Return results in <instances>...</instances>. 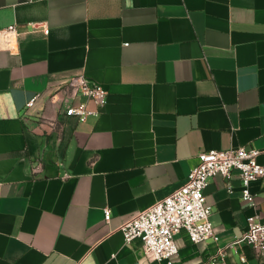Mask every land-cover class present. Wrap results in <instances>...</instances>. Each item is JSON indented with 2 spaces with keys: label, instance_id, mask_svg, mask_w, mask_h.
I'll list each match as a JSON object with an SVG mask.
<instances>
[{
  "label": "crops",
  "instance_id": "1",
  "mask_svg": "<svg viewBox=\"0 0 264 264\" xmlns=\"http://www.w3.org/2000/svg\"><path fill=\"white\" fill-rule=\"evenodd\" d=\"M42 22L49 27H33ZM0 264H170L125 242V221L184 184L208 149L264 164V0H0ZM86 75L107 103L69 105ZM37 95L33 106L29 99ZM209 179L215 237L182 229L172 264H264L240 237L253 209L235 174ZM264 221V177L252 183ZM111 219H105V209ZM246 258V261L242 260Z\"/></svg>",
  "mask_w": 264,
  "mask_h": 264
},
{
  "label": "built area",
  "instance_id": "2",
  "mask_svg": "<svg viewBox=\"0 0 264 264\" xmlns=\"http://www.w3.org/2000/svg\"><path fill=\"white\" fill-rule=\"evenodd\" d=\"M33 27H43L46 33L50 29L42 22H33ZM18 31L15 24L0 30V36L8 49L17 45ZM70 84L76 93L92 99L97 110L88 108L86 102L79 106L69 105L64 113L86 121L89 116L97 115L99 109L107 103L108 90L99 82L86 75L73 77ZM37 95L29 99L27 106L34 105ZM262 150L244 145L229 149H208L198 154L197 164L190 170L183 185L156 201L151 206L136 213L121 227L125 242L140 238L144 255L151 259H165L172 264L179 254L175 236L182 229L188 233L194 243L215 237V228L211 220L212 206L207 204L205 190L209 179L221 174L232 189L231 179L236 174L241 181V197L253 209L247 217V226L242 235L229 243L232 246L246 243L254 248L258 255L264 253V221L257 208V194L252 183L264 177V164L258 161ZM105 219H111L110 209H105ZM226 252L219 247L208 261L200 264H226ZM246 261L245 257H242Z\"/></svg>",
  "mask_w": 264,
  "mask_h": 264
}]
</instances>
